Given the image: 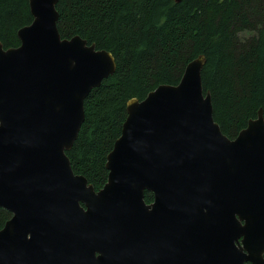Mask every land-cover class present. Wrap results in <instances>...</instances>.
<instances>
[{
    "label": "water",
    "instance_id": "obj_1",
    "mask_svg": "<svg viewBox=\"0 0 264 264\" xmlns=\"http://www.w3.org/2000/svg\"><path fill=\"white\" fill-rule=\"evenodd\" d=\"M59 2L29 0L21 45L0 42V264H264L263 111L224 135L200 55L179 84L128 101L96 191L67 152L117 63L62 38Z\"/></svg>",
    "mask_w": 264,
    "mask_h": 264
},
{
    "label": "trees",
    "instance_id": "obj_2",
    "mask_svg": "<svg viewBox=\"0 0 264 264\" xmlns=\"http://www.w3.org/2000/svg\"><path fill=\"white\" fill-rule=\"evenodd\" d=\"M57 10L63 39L80 36L117 63L85 100V122L67 152L75 174L96 191L108 181L107 156L122 134L128 101L179 84L200 55L204 93L224 135L233 140L260 110L264 115V0H60ZM33 19L29 0H0L5 49L21 45L18 31ZM153 200L146 192V203ZM11 217L0 208V229Z\"/></svg>",
    "mask_w": 264,
    "mask_h": 264
}]
</instances>
